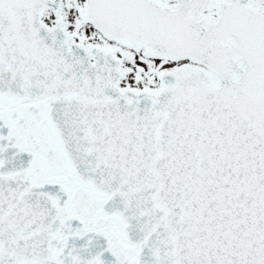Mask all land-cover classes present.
Returning a JSON list of instances; mask_svg holds the SVG:
<instances>
[{
    "label": "snow or ice",
    "instance_id": "6c2138e0",
    "mask_svg": "<svg viewBox=\"0 0 264 264\" xmlns=\"http://www.w3.org/2000/svg\"><path fill=\"white\" fill-rule=\"evenodd\" d=\"M0 264H264V0H0Z\"/></svg>",
    "mask_w": 264,
    "mask_h": 264
}]
</instances>
